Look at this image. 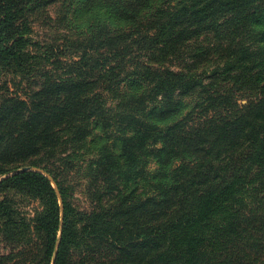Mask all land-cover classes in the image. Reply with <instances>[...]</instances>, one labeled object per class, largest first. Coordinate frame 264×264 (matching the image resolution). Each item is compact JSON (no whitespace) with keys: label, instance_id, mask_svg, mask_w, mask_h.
<instances>
[{"label":"trees","instance_id":"1","mask_svg":"<svg viewBox=\"0 0 264 264\" xmlns=\"http://www.w3.org/2000/svg\"><path fill=\"white\" fill-rule=\"evenodd\" d=\"M56 1L0 0V264H264V0H79L37 36Z\"/></svg>","mask_w":264,"mask_h":264},{"label":"rangeland","instance_id":"2","mask_svg":"<svg viewBox=\"0 0 264 264\" xmlns=\"http://www.w3.org/2000/svg\"><path fill=\"white\" fill-rule=\"evenodd\" d=\"M77 1L79 0H72V5L69 4V1L64 0L51 3L48 8H46V11H44V14L39 15V18L35 22L37 36H59L65 33L66 29L70 28L71 20H73L76 24H78V22L81 23L82 21H84L83 18L80 20L74 18L73 10L75 8V5L77 4ZM46 16L48 18H46ZM65 16L67 18H65ZM242 102L246 103L247 99H243ZM13 172L9 173L8 175L14 174ZM43 172L47 174L44 170ZM68 173L70 174H68L67 177L64 175L63 177L66 179V184L69 183L71 187L70 200L77 208L81 210L93 209L96 205V195L94 188L91 186L90 174L85 169H82L78 172L74 170V172L71 171ZM10 196L16 201L17 205H19L20 208H23L24 211H28V213H31V215L35 213L36 208H39L40 206V202L38 200H24L21 195H14V193L10 194ZM9 253L10 246L4 240L3 235L0 233V255H5Z\"/></svg>","mask_w":264,"mask_h":264},{"label":"water","instance_id":"3","mask_svg":"<svg viewBox=\"0 0 264 264\" xmlns=\"http://www.w3.org/2000/svg\"><path fill=\"white\" fill-rule=\"evenodd\" d=\"M23 171H40L43 172L42 169L36 167H23L20 169L15 170L13 173L23 172Z\"/></svg>","mask_w":264,"mask_h":264}]
</instances>
